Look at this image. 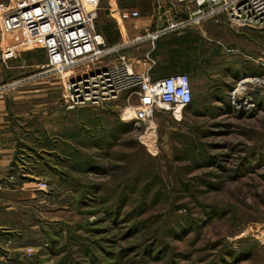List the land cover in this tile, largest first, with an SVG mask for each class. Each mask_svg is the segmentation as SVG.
<instances>
[{
    "label": "rangeland",
    "instance_id": "rangeland-1",
    "mask_svg": "<svg viewBox=\"0 0 264 264\" xmlns=\"http://www.w3.org/2000/svg\"><path fill=\"white\" fill-rule=\"evenodd\" d=\"M224 26L248 46L210 58L180 118L157 108L153 130L131 119L134 94L68 109L62 74L5 93L0 264H264V29ZM45 59L21 51L0 80ZM241 61L252 76L219 78ZM248 78L238 107L229 91Z\"/></svg>",
    "mask_w": 264,
    "mask_h": 264
},
{
    "label": "built area",
    "instance_id": "built-area-1",
    "mask_svg": "<svg viewBox=\"0 0 264 264\" xmlns=\"http://www.w3.org/2000/svg\"><path fill=\"white\" fill-rule=\"evenodd\" d=\"M100 1L0 0V61L6 63L34 47L42 48L46 58L31 72L0 81V99L9 90L62 74V97L68 109L99 106L122 94H134L131 119L148 130L157 108L180 118L192 102L191 81L187 73L153 79L150 70L155 60L150 51L143 57L149 67L137 71L128 50H138L142 43L153 46L161 37L197 29L207 21L218 22L222 16L238 28L264 29V0H192V8L184 15L158 6L152 28L131 39L108 43L96 27ZM139 16L137 9L130 8L117 14L121 21ZM257 81L264 83V78ZM249 100L244 103L248 108Z\"/></svg>",
    "mask_w": 264,
    "mask_h": 264
},
{
    "label": "crops",
    "instance_id": "crops-1",
    "mask_svg": "<svg viewBox=\"0 0 264 264\" xmlns=\"http://www.w3.org/2000/svg\"><path fill=\"white\" fill-rule=\"evenodd\" d=\"M158 6L171 7L177 13L184 15L187 10L192 8V0H101L99 11L102 9L105 12L109 24H105L99 32L103 34L108 43L131 39L153 27L154 14ZM126 8L137 9L140 16L127 21L119 20L118 12ZM224 22L236 32V27L226 17H221L218 22L207 21L197 29L187 30L179 35L161 37L154 42L153 46L142 43L138 50H128V56L134 61L135 70L143 71L149 67V64L143 61V57L150 51V55L155 60V65L150 70L153 79L175 73H187L192 81L193 91H196L198 89L195 84L199 82V74H203L207 63L215 62V59L211 60L210 58L223 53V50L243 51L242 47L248 46L247 41H244L245 34L236 32L228 37H223L222 31H224L223 28H226ZM229 41L233 43L230 45L232 47H226L225 42L229 43ZM249 45L252 47L251 43ZM246 63L243 61L236 63L235 66L229 68L228 72L222 75L219 73V78L223 81H237L252 76L250 74H253V68ZM219 91L222 92V88ZM251 91L252 88L246 84L238 93H245L247 96ZM2 107L0 103V170L5 169L9 162L12 149L8 141L13 138V133L9 128H6L8 127V115ZM4 185H7V180L0 182V186ZM1 190L4 191V189ZM5 192L8 191L5 190ZM9 193L12 198L13 191H9Z\"/></svg>",
    "mask_w": 264,
    "mask_h": 264
},
{
    "label": "flooded vegetation",
    "instance_id": "flooded-vegetation-1",
    "mask_svg": "<svg viewBox=\"0 0 264 264\" xmlns=\"http://www.w3.org/2000/svg\"><path fill=\"white\" fill-rule=\"evenodd\" d=\"M235 88L234 86L230 89L229 93L231 91H233ZM235 96L233 97V101L232 103L236 106H240V105H243L244 103H248V97L244 96V95H239V96H236V93L234 92ZM251 101V100H250Z\"/></svg>",
    "mask_w": 264,
    "mask_h": 264
},
{
    "label": "bare ground",
    "instance_id": "bare-ground-1",
    "mask_svg": "<svg viewBox=\"0 0 264 264\" xmlns=\"http://www.w3.org/2000/svg\"><path fill=\"white\" fill-rule=\"evenodd\" d=\"M82 71H83V70H82ZM242 79H244V78H242ZM247 82H249V83H250V82H254V79H252V78H248V79H246V80H242V81H240V82H239V86L237 87L238 89L236 88L237 91H238V92L242 91L243 86H244L243 84H245V83H247ZM234 92H235V91H234ZM238 94H239V93H238ZM126 108L132 110V108H130V107H128V106H127ZM126 108H124V109H126ZM124 109H123V110H124ZM132 111H133V110H132ZM150 130H153V129L151 128Z\"/></svg>",
    "mask_w": 264,
    "mask_h": 264
}]
</instances>
